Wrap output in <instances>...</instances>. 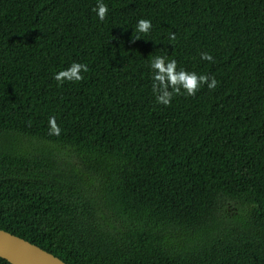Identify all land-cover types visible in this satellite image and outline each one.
<instances>
[{
  "label": "trees",
  "instance_id": "trees-1",
  "mask_svg": "<svg viewBox=\"0 0 264 264\" xmlns=\"http://www.w3.org/2000/svg\"><path fill=\"white\" fill-rule=\"evenodd\" d=\"M105 2L0 0V227L68 264H264V0ZM155 56L217 86L158 104Z\"/></svg>",
  "mask_w": 264,
  "mask_h": 264
},
{
  "label": "clouds",
  "instance_id": "clouds-1",
  "mask_svg": "<svg viewBox=\"0 0 264 264\" xmlns=\"http://www.w3.org/2000/svg\"><path fill=\"white\" fill-rule=\"evenodd\" d=\"M93 11L99 21H104L109 14V7L105 0H96ZM150 19L141 18L137 20L135 30L138 33L147 34L152 29ZM140 38V37H137ZM170 40H175V34H170ZM202 60L213 62V56L208 52H202ZM148 67L151 71V89L158 104L168 106L175 95L185 94L195 96L196 93L206 85L208 89H214L217 86L215 77H209L206 74H198L195 71H189L184 68H178L175 59H167L164 56H155L150 59ZM88 71L85 63L73 61L68 67L56 72L53 79L58 85L65 82H79L84 78V73ZM49 134L59 136L61 128L56 122L55 117H49Z\"/></svg>",
  "mask_w": 264,
  "mask_h": 264
},
{
  "label": "water",
  "instance_id": "water-1",
  "mask_svg": "<svg viewBox=\"0 0 264 264\" xmlns=\"http://www.w3.org/2000/svg\"><path fill=\"white\" fill-rule=\"evenodd\" d=\"M0 256L12 264H68L53 253L1 227Z\"/></svg>",
  "mask_w": 264,
  "mask_h": 264
}]
</instances>
